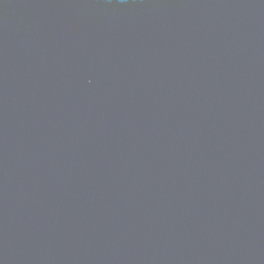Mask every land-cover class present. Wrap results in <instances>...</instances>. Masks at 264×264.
<instances>
[{
	"label": "water",
	"instance_id": "95a60500",
	"mask_svg": "<svg viewBox=\"0 0 264 264\" xmlns=\"http://www.w3.org/2000/svg\"><path fill=\"white\" fill-rule=\"evenodd\" d=\"M0 264H264V0H0Z\"/></svg>",
	"mask_w": 264,
	"mask_h": 264
}]
</instances>
